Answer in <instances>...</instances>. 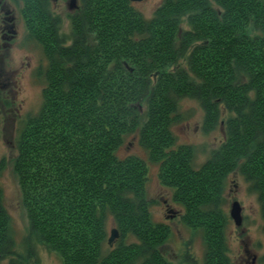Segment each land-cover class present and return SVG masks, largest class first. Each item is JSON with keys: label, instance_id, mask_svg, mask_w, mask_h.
<instances>
[{"label": "trees", "instance_id": "1", "mask_svg": "<svg viewBox=\"0 0 264 264\" xmlns=\"http://www.w3.org/2000/svg\"><path fill=\"white\" fill-rule=\"evenodd\" d=\"M133 3L84 1L63 39L49 18L41 38L30 0L29 26L49 64L13 163L28 240L64 264H172L161 252L172 230L153 220L147 197V161L119 155L135 137L183 223L204 239L205 264H230L220 205L232 174L258 195L264 217V0H163L152 18ZM181 60L186 68L174 69ZM184 98L200 103L206 129L225 119V142L201 167L173 132ZM10 232L0 194V255L29 264L33 248L13 251ZM188 252L183 264H197Z\"/></svg>", "mask_w": 264, "mask_h": 264}, {"label": "rangeland", "instance_id": "2", "mask_svg": "<svg viewBox=\"0 0 264 264\" xmlns=\"http://www.w3.org/2000/svg\"><path fill=\"white\" fill-rule=\"evenodd\" d=\"M162 1L143 0L133 4L146 18H152ZM64 26L65 30H62V33L64 36L66 33L68 37L69 29L66 27V22ZM20 29L22 33L13 48L0 52V54H9L8 58L13 59V68L17 70L12 79L10 94L8 93L9 101L7 104L4 103L5 108L0 106V194H2V203L10 219L9 237L13 242V251L23 252L26 248L24 242H26L33 248V258L29 264H64L59 253L45 245L39 238H35V241L33 238L28 240L30 225L26 211L20 202L21 193L18 178L13 171L17 151L7 142L15 134V128L19 130L28 116L40 111L43 101L42 91L46 85L44 71L49 64L42 46L24 33L22 22ZM1 43L3 42L0 36ZM180 67L186 68L184 60L179 61L174 69L178 70ZM179 110L181 120L173 127L176 143L178 146L192 147L193 153H195L194 164L196 167H201L209 159L212 151L218 149L225 142L224 116L213 129H206L205 111L197 100L182 99ZM4 128L7 130L5 131ZM119 155L122 157L141 156L147 161L149 169L146 188L147 197L152 202L150 209L153 220L167 224L172 230V236L161 248L164 257L175 264H183L185 255L190 251L197 264H205L207 250L204 239L200 234L193 233L194 231L183 223L181 218L183 208L172 201L171 191L160 183V166L148 161V155L135 137L128 139L125 146L119 151ZM226 184L220 211L228 219L224 238L229 260L232 264L238 263L237 258L242 250L241 239L247 240L249 246L258 252L259 256H264V217L261 213L258 195L249 191V185L240 173L232 174ZM234 201H238L243 207L244 234H240L242 228L236 227L230 216ZM112 227L114 224L110 225L109 236ZM10 260L9 257L0 255V264H10ZM262 264H264V259Z\"/></svg>", "mask_w": 264, "mask_h": 264}, {"label": "flooded vegetation", "instance_id": "3", "mask_svg": "<svg viewBox=\"0 0 264 264\" xmlns=\"http://www.w3.org/2000/svg\"><path fill=\"white\" fill-rule=\"evenodd\" d=\"M84 1H87V0H34L36 19L39 25L38 29L42 31L41 38H44V34H45L44 33L45 30L43 28V21H44L43 18L50 19L51 25L55 29H58V34L63 39H67L66 33H65V36L63 35L64 33H62V30H65L64 25L66 22L67 23L66 27L67 29H69L68 35L69 36L70 34L72 35L73 33L72 28H71L72 19L76 16H79L80 12L84 10L85 8V6H83ZM29 11H30V0H0V36L3 42L0 44V52L8 50V49L11 50L13 48V45L16 44V41L18 40V38L20 37L22 33L20 29L21 22L24 25V30H25L24 33L27 34L28 37H30L33 41L38 42L39 45H41L43 49V44H42L43 41H41V39L38 36L36 39L33 33L35 31L33 29L34 26H31V27L29 26V20H30L29 13H28ZM45 55H46V52H45ZM8 56H9L8 53L0 54V106L3 108H5L4 103L7 104L9 101L7 99V97H9L8 93L10 94V89L12 87V79L14 78V75L16 73L15 71H17L13 68V64H14L12 63L13 59H9ZM21 63L23 65V61ZM4 129L5 131L7 130L6 128ZM20 130H21L20 127H19V130L18 128H15V134H13L11 138L7 140V142H9L12 145V148L14 150H16V145L18 141L17 138L20 134ZM242 210H243V207H242ZM243 224H244V217H243V222L240 225V227L235 225L239 229L242 228L240 229V234L245 233V229H243L242 227ZM118 239H116V241ZM241 243H242V250L237 258L238 259L237 264H262L264 256L262 257L259 256L258 252H255L254 249L249 246V243L247 242V240L241 239L240 244ZM227 257H228V254H227ZM229 262L230 264H232L231 260ZM171 263L175 264L174 262H171Z\"/></svg>", "mask_w": 264, "mask_h": 264}, {"label": "water", "instance_id": "4", "mask_svg": "<svg viewBox=\"0 0 264 264\" xmlns=\"http://www.w3.org/2000/svg\"><path fill=\"white\" fill-rule=\"evenodd\" d=\"M129 1L133 3V2H141L143 0H129ZM241 213H242V205H240L239 202L234 201L232 203L230 216H232V218L235 222V225L238 227H240V225L243 222V216L241 215ZM111 232H112L111 237L109 238L108 243L110 244V246L111 245L113 246L116 239L119 238L120 233L118 232V230L116 228L111 229Z\"/></svg>", "mask_w": 264, "mask_h": 264}]
</instances>
